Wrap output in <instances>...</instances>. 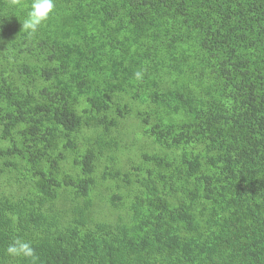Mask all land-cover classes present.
Masks as SVG:
<instances>
[{
  "label": "trees",
  "instance_id": "trees-1",
  "mask_svg": "<svg viewBox=\"0 0 264 264\" xmlns=\"http://www.w3.org/2000/svg\"><path fill=\"white\" fill-rule=\"evenodd\" d=\"M30 3L0 0V264H264V0Z\"/></svg>",
  "mask_w": 264,
  "mask_h": 264
},
{
  "label": "clouds",
  "instance_id": "clouds-1",
  "mask_svg": "<svg viewBox=\"0 0 264 264\" xmlns=\"http://www.w3.org/2000/svg\"><path fill=\"white\" fill-rule=\"evenodd\" d=\"M55 0H31L26 17L23 20L22 28L30 32H35L53 13ZM139 76V73H137ZM7 252L14 256L31 258L33 261L34 250L30 242L15 239L7 248Z\"/></svg>",
  "mask_w": 264,
  "mask_h": 264
}]
</instances>
